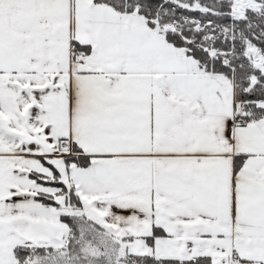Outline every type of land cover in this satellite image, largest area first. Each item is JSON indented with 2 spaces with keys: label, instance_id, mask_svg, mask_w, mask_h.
I'll list each match as a JSON object with an SVG mask.
<instances>
[{
  "label": "snow or ice",
  "instance_id": "snow-or-ice-1",
  "mask_svg": "<svg viewBox=\"0 0 264 264\" xmlns=\"http://www.w3.org/2000/svg\"><path fill=\"white\" fill-rule=\"evenodd\" d=\"M0 264H264V0H0Z\"/></svg>",
  "mask_w": 264,
  "mask_h": 264
}]
</instances>
